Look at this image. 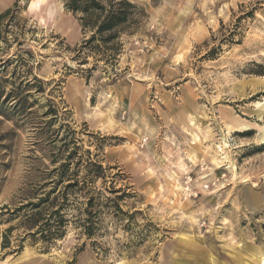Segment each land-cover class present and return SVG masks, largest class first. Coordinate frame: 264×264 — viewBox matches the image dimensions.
<instances>
[{
  "label": "rangeland",
  "instance_id": "1",
  "mask_svg": "<svg viewBox=\"0 0 264 264\" xmlns=\"http://www.w3.org/2000/svg\"><path fill=\"white\" fill-rule=\"evenodd\" d=\"M130 1L146 16L120 37L115 63L87 80L92 58L72 59L83 33L61 0H0V13L11 10L0 58L29 52L44 83L30 89L27 118L0 107V264H264V0ZM48 101L56 120L43 114ZM62 123L124 173L116 187L137 194L125 208L150 225L140 244L123 247L130 235L119 225L97 248L73 224L52 244L16 226L22 190L50 188Z\"/></svg>",
  "mask_w": 264,
  "mask_h": 264
},
{
  "label": "trees",
  "instance_id": "2",
  "mask_svg": "<svg viewBox=\"0 0 264 264\" xmlns=\"http://www.w3.org/2000/svg\"><path fill=\"white\" fill-rule=\"evenodd\" d=\"M61 1L64 9L75 16L83 33L82 41L72 49V59L85 64L89 57L92 58V66L84 70L87 80L100 62L110 66L115 63L121 51L120 37L131 34L140 19L146 16L144 9L130 0ZM10 11L7 9L0 13V22ZM2 40L7 42L6 38ZM24 55L30 56L27 51ZM24 55L0 58V107L25 119L32 114L34 100H28L32 96L30 89L43 93L44 83L32 73L30 60ZM9 67L11 70L2 74ZM43 114H51L52 120H56L58 109L52 101H48ZM58 128L63 129L65 134L60 139L55 134L51 141L57 152L50 159L54 166L46 174L49 178L46 184L50 188L22 190L24 202L12 214L14 219L20 217L16 226L24 229V237L52 244L62 239L67 226L73 224L80 235L97 248L98 238L105 236L110 226L119 225L130 235V240L123 247L140 244L147 236L150 225L137 222L140 210L125 208V201L137 194L133 190L116 187L117 181L124 176L122 170L116 166L103 167L97 154L82 150L69 124H59ZM56 140L59 146H55ZM111 169L115 171L111 172ZM98 180H101L103 190L96 188ZM13 228L9 226L5 229L2 248L9 247L8 233ZM18 246L15 251L21 249L20 244Z\"/></svg>",
  "mask_w": 264,
  "mask_h": 264
},
{
  "label": "bare ground",
  "instance_id": "3",
  "mask_svg": "<svg viewBox=\"0 0 264 264\" xmlns=\"http://www.w3.org/2000/svg\"><path fill=\"white\" fill-rule=\"evenodd\" d=\"M202 1V0H201ZM203 3V2H202ZM201 3V4H202ZM203 5V4H202ZM264 102V101H263ZM113 103V102H112ZM261 103V102H260ZM259 104V103H258ZM255 107V106H254ZM114 108V107H113ZM261 117V116H260ZM241 127H242V125H241ZM228 128V127H227ZM257 131H258V136H259V139L261 140V142H263L264 141V124H263V126L262 125H259V127L257 128ZM169 139V138H168ZM221 139H222V142H223V145L224 146H226V143H225V139H224V136L222 135V137H221ZM173 140V139H172ZM171 143H173V142H171ZM176 144V143H175ZM178 145V144H177ZM221 148V147H220ZM223 158V157H222ZM214 159V158H213ZM185 167V166H184ZM230 167L232 168V170L233 171H235V166H234V164L232 163V162H230ZM179 168H181V167H179Z\"/></svg>",
  "mask_w": 264,
  "mask_h": 264
}]
</instances>
